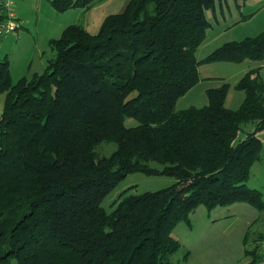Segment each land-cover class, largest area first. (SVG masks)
<instances>
[{
	"label": "trees",
	"instance_id": "trees-1",
	"mask_svg": "<svg viewBox=\"0 0 264 264\" xmlns=\"http://www.w3.org/2000/svg\"><path fill=\"white\" fill-rule=\"evenodd\" d=\"M97 1L49 0L56 11ZM212 4L126 0L94 34L65 26L49 40L54 55L45 70L15 83L7 58L0 60V264H171L180 247L172 231L197 206L243 201L264 209L261 191L247 185L253 163L264 160L259 68L235 84L244 92L236 109L225 106L227 82L206 90L205 105L175 109L200 79L195 52ZM263 56L260 32L202 61ZM101 143L115 149L99 155ZM133 172L176 181L124 191L107 211L103 199ZM246 253L252 259L240 264L261 256Z\"/></svg>",
	"mask_w": 264,
	"mask_h": 264
},
{
	"label": "rangeland",
	"instance_id": "rangeland-1",
	"mask_svg": "<svg viewBox=\"0 0 264 264\" xmlns=\"http://www.w3.org/2000/svg\"><path fill=\"white\" fill-rule=\"evenodd\" d=\"M262 1L213 0L212 6L207 10V19L211 26L207 28L204 40L196 49L199 75L202 79L185 96L177 99L175 109H183L192 104L197 107L205 105L207 103L206 90L211 87H218L222 82L229 84L225 106L231 109L239 107L243 101L244 92L237 90L235 84L255 64L253 60L245 59L240 62L221 61L217 63L203 62L202 59L225 42L241 40L247 36L264 32V9L257 11L262 5ZM37 2L40 7L38 11L35 10L34 6L30 7V0L12 1L11 9L16 17L18 15V17L24 19L21 24L24 28H18L0 37V60L7 58L13 83L22 76H30L34 72L40 73L45 70L48 58L54 55V51L49 47V40L52 37H58L65 26L76 23L85 27L87 20L90 22V20H96L103 15L122 11L126 1L98 0L93 5V9L73 7L65 11H56L49 0H37ZM36 17L38 21L34 23V20L31 19L36 20ZM50 24H52V27L54 26L55 30H50ZM96 30L97 28L95 30L89 29L90 32H96ZM17 32L21 33L18 35ZM261 78L264 83V74L261 75ZM4 97L5 94L0 93V112ZM125 123L127 125L136 124L132 119H127ZM250 126V123L246 124L245 128L249 129ZM245 131L247 129H244ZM114 149V143H101L97 147L99 155H108ZM259 162L262 164L263 160ZM175 181L174 177L168 175H146L141 172L129 173L105 196L102 205L107 211H110L113 208L112 203L124 191L137 194L156 191L172 185ZM256 185L260 190L264 187L263 174H258ZM256 210L262 212L259 209ZM213 212V208L207 209L205 206L200 205V208H197L194 213L189 214L188 222L181 221L177 223L174 234L179 238L180 247L170 256L171 264H204L209 259H218L201 258L200 251L202 246L207 245V243L217 245V243L209 240L215 228L207 226L213 222V218H210V213ZM220 224H223L222 219L216 221V226ZM259 232L264 235V218L249 227L248 246L255 256L260 255V253L258 248L255 247V241L253 240L255 237L253 238V235H257ZM192 234H194V238ZM203 240H206L207 243ZM216 249L217 251L221 250L222 253L225 251L222 247L218 248V245ZM185 259H188V261L186 262Z\"/></svg>",
	"mask_w": 264,
	"mask_h": 264
},
{
	"label": "crops",
	"instance_id": "crops-1",
	"mask_svg": "<svg viewBox=\"0 0 264 264\" xmlns=\"http://www.w3.org/2000/svg\"><path fill=\"white\" fill-rule=\"evenodd\" d=\"M10 1L11 3L12 1L14 2V0H10ZM37 4H38L37 0H30V7L34 6L36 11H38V9L40 8ZM125 6H126V2L124 3V7L122 11L124 10ZM262 9H264V0L262 1L261 7H259L257 11H261ZM122 11L114 12V13H120ZM205 13L207 16L208 12L206 11ZM106 15H103L100 18L98 17L96 20H93V21L90 20V22L87 20L86 26L84 28L91 34L96 33L101 22L103 21ZM17 20L20 22L19 28H24V26L21 25L24 19L22 17H18L17 15ZM31 20H34V23H37L38 18L36 17V20L35 19H31ZM51 27H52V24H50V30H55L53 28L54 26L52 28ZM88 28L90 30L91 29L95 30L97 28V30L96 32H90ZM20 33L21 32H17L18 35ZM52 38H56V37H52ZM195 55H196V52H195ZM218 62H221V61H217V63ZM253 63L255 64L252 65L251 68L258 67L260 71V75L264 74V56L260 60H253ZM198 74H199V68H198ZM199 78L202 79L200 75H199ZM200 79L193 87H191L184 95H182V97L185 96L189 91H191L200 82ZM190 106H195V105L192 104ZM250 125L251 126L249 127V129L245 127L244 129L245 130L247 129V131L252 130L253 124H250ZM244 135L245 134L243 133L242 137ZM257 136L262 142H264V131L260 132ZM259 161H256L251 166L250 175L247 180V185L250 188L258 189L259 191H261V195L264 201V189H263L264 187L262 188V190H260L259 187L256 185L258 174L259 173L263 174V177H264V160L262 164H260ZM256 163H259V164H256ZM197 208H200V206ZM213 209H214V212L210 213V218H213V222L207 226L214 227L215 231L213 232V234L210 235L209 240L213 243H217L218 248L222 247L224 248L225 251L223 253L221 250L217 251L216 249L217 245H212V243L209 244L206 242V240H203L205 241V243H207V245H203L202 250H200L201 258H218V259H213V260L209 259L208 261H205L204 264H240L241 262L250 261L252 259L251 258L252 255L250 254L247 255L246 253L247 250H250L248 246V241L250 238L249 227L253 223L259 221L261 218H264V209L261 210L262 212H257L256 207H254L253 205L247 202H243V201L233 202L229 205L215 207ZM195 210H193L191 213H194ZM220 219L223 220V224L216 226V221ZM172 236L179 241V238L176 237L174 234V229L172 231ZM192 237L194 238V234H192ZM197 238L200 240L199 237ZM253 238H254L253 240L255 241V247L258 248L260 255H262L263 245H264V235H262V233L259 232L257 235H253ZM199 248L201 249V247ZM222 258H225V259L223 260ZM258 259L259 258H257V260ZM185 260L186 262L188 261V259H185Z\"/></svg>",
	"mask_w": 264,
	"mask_h": 264
},
{
	"label": "built area",
	"instance_id": "built-area-1",
	"mask_svg": "<svg viewBox=\"0 0 264 264\" xmlns=\"http://www.w3.org/2000/svg\"><path fill=\"white\" fill-rule=\"evenodd\" d=\"M11 5L10 0H0V37L17 30L20 26V22L11 9ZM249 264H264V245L263 253L259 259Z\"/></svg>",
	"mask_w": 264,
	"mask_h": 264
}]
</instances>
